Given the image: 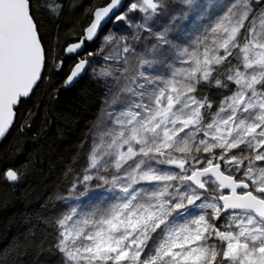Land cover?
Masks as SVG:
<instances>
[{"label": "snow or ice", "instance_id": "6c2138e0", "mask_svg": "<svg viewBox=\"0 0 264 264\" xmlns=\"http://www.w3.org/2000/svg\"><path fill=\"white\" fill-rule=\"evenodd\" d=\"M83 85L66 182L0 264H264V0H0V141Z\"/></svg>", "mask_w": 264, "mask_h": 264}, {"label": "trees", "instance_id": "16d2710c", "mask_svg": "<svg viewBox=\"0 0 264 264\" xmlns=\"http://www.w3.org/2000/svg\"><path fill=\"white\" fill-rule=\"evenodd\" d=\"M97 98L87 85L71 89L61 95L55 119L48 124L38 119L32 132L25 136L13 132L0 145V154L11 153L12 145L19 140L14 162L22 166L31 159L29 174L15 189L0 185V247L19 236L23 219L43 212L48 195L64 186V173L72 164L80 138L95 119Z\"/></svg>", "mask_w": 264, "mask_h": 264}, {"label": "water", "instance_id": "95a60500", "mask_svg": "<svg viewBox=\"0 0 264 264\" xmlns=\"http://www.w3.org/2000/svg\"><path fill=\"white\" fill-rule=\"evenodd\" d=\"M3 142H4V140H3V141H0V145H1Z\"/></svg>", "mask_w": 264, "mask_h": 264}]
</instances>
